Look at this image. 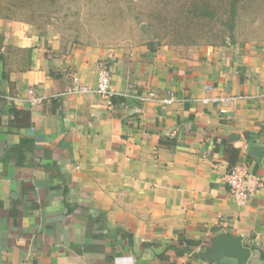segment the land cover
<instances>
[{"label": "crops", "instance_id": "obj_1", "mask_svg": "<svg viewBox=\"0 0 264 264\" xmlns=\"http://www.w3.org/2000/svg\"><path fill=\"white\" fill-rule=\"evenodd\" d=\"M103 61L110 99L92 92ZM0 71V264H238L192 254L218 235L264 264V190L238 206L225 181L241 162L264 176V41L187 59L0 18ZM215 96L242 99L201 103Z\"/></svg>", "mask_w": 264, "mask_h": 264}, {"label": "rangeland", "instance_id": "obj_2", "mask_svg": "<svg viewBox=\"0 0 264 264\" xmlns=\"http://www.w3.org/2000/svg\"><path fill=\"white\" fill-rule=\"evenodd\" d=\"M0 18L52 24L78 43L187 59L264 41V0H0Z\"/></svg>", "mask_w": 264, "mask_h": 264}, {"label": "built area", "instance_id": "obj_3", "mask_svg": "<svg viewBox=\"0 0 264 264\" xmlns=\"http://www.w3.org/2000/svg\"><path fill=\"white\" fill-rule=\"evenodd\" d=\"M111 86V71L110 64L107 61L100 62L96 68V86L93 89V93L104 98H113L114 93L110 88ZM210 90V88H206ZM80 92H89L90 89L87 87H80ZM32 92L29 91V94ZM126 98L132 99L140 104L148 102H154L162 105H168L176 101L175 96L169 93L167 97L159 98L153 92L141 94L139 92H133L125 95ZM239 96L229 97H207L201 100L204 105H223L229 103H235L241 100ZM226 184L229 188V193L238 206H243L247 201L254 197L258 192L264 190V176L259 177L251 174L248 171L246 162L237 163L232 166L225 176Z\"/></svg>", "mask_w": 264, "mask_h": 264}, {"label": "water", "instance_id": "obj_4", "mask_svg": "<svg viewBox=\"0 0 264 264\" xmlns=\"http://www.w3.org/2000/svg\"><path fill=\"white\" fill-rule=\"evenodd\" d=\"M251 154L256 159H260L264 155V146L251 147ZM195 257L201 259L214 260L228 255L238 260V264H245L249 256V250L242 246L241 240L236 237H228L226 235H218L212 239L211 250L207 254L193 252Z\"/></svg>", "mask_w": 264, "mask_h": 264}, {"label": "trees", "instance_id": "obj_5", "mask_svg": "<svg viewBox=\"0 0 264 264\" xmlns=\"http://www.w3.org/2000/svg\"><path fill=\"white\" fill-rule=\"evenodd\" d=\"M2 78L1 71H0V80ZM9 114L13 117L12 122L15 123L16 127L19 128V125L27 126L29 123V114L24 111H19L14 107L9 109ZM21 119L22 122H19Z\"/></svg>", "mask_w": 264, "mask_h": 264}]
</instances>
